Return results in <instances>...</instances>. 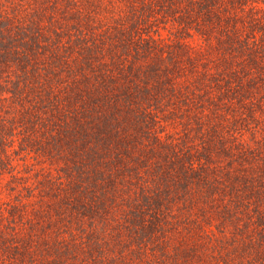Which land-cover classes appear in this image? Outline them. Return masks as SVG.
<instances>
[{
    "label": "trees",
    "instance_id": "16d2710c",
    "mask_svg": "<svg viewBox=\"0 0 264 264\" xmlns=\"http://www.w3.org/2000/svg\"><path fill=\"white\" fill-rule=\"evenodd\" d=\"M0 264H264V0H0Z\"/></svg>",
    "mask_w": 264,
    "mask_h": 264
}]
</instances>
